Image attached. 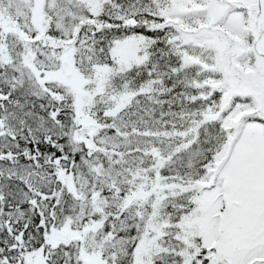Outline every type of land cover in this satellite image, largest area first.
<instances>
[{
  "label": "snow or ice",
  "instance_id": "obj_1",
  "mask_svg": "<svg viewBox=\"0 0 264 264\" xmlns=\"http://www.w3.org/2000/svg\"><path fill=\"white\" fill-rule=\"evenodd\" d=\"M0 264H264V0H0Z\"/></svg>",
  "mask_w": 264,
  "mask_h": 264
}]
</instances>
